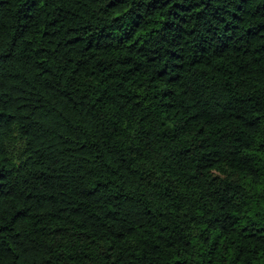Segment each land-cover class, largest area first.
<instances>
[{
	"label": "trees",
	"instance_id": "16d2710c",
	"mask_svg": "<svg viewBox=\"0 0 264 264\" xmlns=\"http://www.w3.org/2000/svg\"><path fill=\"white\" fill-rule=\"evenodd\" d=\"M0 264H264V0H0Z\"/></svg>",
	"mask_w": 264,
	"mask_h": 264
}]
</instances>
